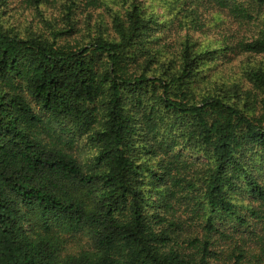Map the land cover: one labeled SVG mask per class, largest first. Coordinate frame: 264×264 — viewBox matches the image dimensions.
Here are the masks:
<instances>
[{
    "label": "trees",
    "instance_id": "obj_1",
    "mask_svg": "<svg viewBox=\"0 0 264 264\" xmlns=\"http://www.w3.org/2000/svg\"><path fill=\"white\" fill-rule=\"evenodd\" d=\"M8 1L0 264H264V0Z\"/></svg>",
    "mask_w": 264,
    "mask_h": 264
},
{
    "label": "rangeland",
    "instance_id": "obj_2",
    "mask_svg": "<svg viewBox=\"0 0 264 264\" xmlns=\"http://www.w3.org/2000/svg\"><path fill=\"white\" fill-rule=\"evenodd\" d=\"M10 1V0H9ZM9 1H8V3H9ZM142 1H144V4H145V6H148L149 8L150 7H152L154 10H155V12L157 13V14H162L163 13V10H162V8H161V5L163 4V2H165L166 0H142ZM12 5H14L13 3H12ZM13 15L15 16V19H20V17H19V15H18V13L16 12V11H14L13 12ZM33 16V15H32ZM94 18H95V23L96 22H99L100 20H101V18H102V20L106 23V24H108V22H110V17H109V14L106 12L105 13V11H103V10H99V11H96L95 13H94ZM23 19H25V20H30V16L29 15H26V16H24V18ZM259 22H261L262 24H263V26H260V25H256V27H255V30L256 31H258L260 28H263L264 29V16L263 15H261L259 18ZM225 24V23H224ZM227 24V23H226ZM225 24V25H226ZM233 26H235V25H233ZM237 28H238V26H237ZM254 29V28H253ZM253 29H251L250 31L252 32V30ZM243 30L244 29H242V30H240V32H243ZM246 30V29H245ZM244 30V31H245ZM214 35H209V36H207V37H198L197 35L195 36V37H198L200 40H203V41H205L206 40V38H209L211 41H214V38H211V37H213ZM207 42V41H206ZM225 56V55H224ZM220 60H227V59H231L229 62H227V65H226V67L227 68H233L234 70H231V73H236V74H238V75H241L240 74V71H241V67H242V64H243V68L246 66V64H247V61H250V62H255V61H259V59L260 58H254V57H249V56H242V57H234V58H232V57H230V55H227V57H223L222 58V56L219 58ZM210 65V62H208V66ZM206 67H203V70L205 69ZM223 71V70H222ZM219 72V71H218ZM229 79L230 80H232V77H229ZM215 80V79H214ZM221 81L223 82V81H228L229 82V80H228V78H223V79H221ZM80 146V149H82L83 151H85V149L83 148V146H84V144L81 146V145H79ZM86 151H89L88 150V148L86 149ZM85 151V152H86Z\"/></svg>",
    "mask_w": 264,
    "mask_h": 264
}]
</instances>
